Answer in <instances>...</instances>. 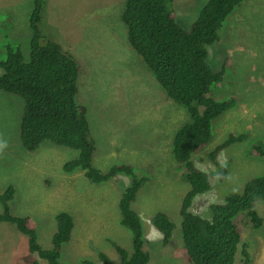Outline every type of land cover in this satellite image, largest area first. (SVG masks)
I'll return each mask as SVG.
<instances>
[{
    "label": "rangeland",
    "instance_id": "374dc122",
    "mask_svg": "<svg viewBox=\"0 0 264 264\" xmlns=\"http://www.w3.org/2000/svg\"><path fill=\"white\" fill-rule=\"evenodd\" d=\"M33 2L42 8L41 34L59 44L80 69L77 104L86 110L90 135L96 146L93 166L109 169L124 163L147 182L138 189L132 208L144 228L148 264H192L183 249L179 209L189 186L182 166L172 157L175 130L188 122V114L169 100L126 39L121 21L123 0H0V59L8 49L29 59L31 30L28 17ZM206 0H174L176 22L185 30L198 17ZM213 71L224 65L225 78L216 84V100L232 98L235 105L213 122L211 141L192 156L204 171L211 190L198 196L190 211L209 219V206L240 194L244 184L264 176V161L253 155V142L264 140V0H246L226 18L218 42L207 47ZM22 98L0 91V195L7 187L12 198L9 214L27 217L42 249H49L55 232V216L69 213L75 223L69 242L62 246V264L87 259L100 264L105 254L120 264L113 246L131 251V233L120 223L118 200L130 180L117 175L105 183L92 184L82 171L65 174L62 165L76 151L43 142L36 150L23 149L19 138ZM215 129V130H214ZM245 134L219 155L226 174L207 155L229 135ZM3 203L0 201V212ZM261 223L254 227L245 212L234 218L240 235L235 264H241V248L249 264H264V201L253 205ZM157 213L174 225L171 241L161 245V235L152 225ZM91 225V226H90ZM26 237L10 224L0 223V264H46L28 252ZM86 248H84V247Z\"/></svg>",
    "mask_w": 264,
    "mask_h": 264
},
{
    "label": "trees",
    "instance_id": "16d2710c",
    "mask_svg": "<svg viewBox=\"0 0 264 264\" xmlns=\"http://www.w3.org/2000/svg\"><path fill=\"white\" fill-rule=\"evenodd\" d=\"M244 1L206 0L198 17L185 30L176 22L174 0H123L121 21L127 42L166 97L188 114L189 121L175 130L172 157L182 166L183 180L189 186L180 203L179 217L183 249L192 264H235L240 235L234 218L245 212L254 227L261 223L253 205L256 201H264V176L247 181L240 194L228 195L223 203L210 205L209 219L190 211L192 202L211 190L207 174L195 166L192 156L211 141L214 120L235 105L232 98L216 100L213 97L215 85L225 78L226 68L223 64L218 71L212 70L207 47L218 42L224 21ZM37 3L33 2L28 17L32 33L29 59L25 61L18 48L8 49L6 57L0 59V91L23 100L19 122L21 145L32 152L49 141L76 151V156L62 165V171L68 175L82 171L92 184L105 183L117 175L127 177L130 185L121 193L118 209L120 223L131 233V251L117 245L113 248L120 264H148L150 257L144 250L143 224L132 208L138 189L147 182L146 177L138 178L131 166L124 163H113L105 170L93 166L96 146L86 119L87 110L75 101L80 69L59 44L41 34L42 8ZM245 136L229 135L207 155L209 163L218 170V182L227 172V164L223 163L222 167L218 164L219 155H228L229 146ZM252 147L253 155L264 161V140L253 142ZM11 198L12 190L7 187L0 195L3 203L0 223L13 225L26 237L29 253L46 264H62L61 249L69 242L75 225L72 216L66 212L55 216L51 246L42 249L29 219L9 214L7 202ZM152 225L162 237L161 245L166 246L171 241L173 223L167 215L157 213ZM245 248H241V264H249ZM98 260L100 264H114L103 253L98 254ZM79 264L93 262L83 259Z\"/></svg>",
    "mask_w": 264,
    "mask_h": 264
},
{
    "label": "bare ground",
    "instance_id": "6f19581e",
    "mask_svg": "<svg viewBox=\"0 0 264 264\" xmlns=\"http://www.w3.org/2000/svg\"><path fill=\"white\" fill-rule=\"evenodd\" d=\"M69 222V221H68ZM73 223V222H72ZM68 224V223H67ZM91 226V225H90ZM84 247V246H83ZM85 248V247H84ZM86 249V248H85Z\"/></svg>",
    "mask_w": 264,
    "mask_h": 264
},
{
    "label": "clouds",
    "instance_id": "9594fccd",
    "mask_svg": "<svg viewBox=\"0 0 264 264\" xmlns=\"http://www.w3.org/2000/svg\"><path fill=\"white\" fill-rule=\"evenodd\" d=\"M121 18V17H120ZM183 171V170H182ZM35 255V254H34ZM44 261V260H43Z\"/></svg>",
    "mask_w": 264,
    "mask_h": 264
}]
</instances>
